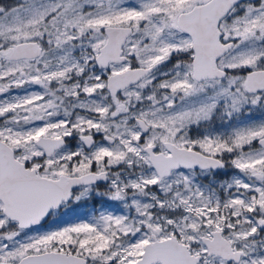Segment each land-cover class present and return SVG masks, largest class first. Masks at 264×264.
<instances>
[{
	"label": "snow or ice",
	"instance_id": "snow-or-ice-1",
	"mask_svg": "<svg viewBox=\"0 0 264 264\" xmlns=\"http://www.w3.org/2000/svg\"><path fill=\"white\" fill-rule=\"evenodd\" d=\"M0 264H264V0H0Z\"/></svg>",
	"mask_w": 264,
	"mask_h": 264
}]
</instances>
